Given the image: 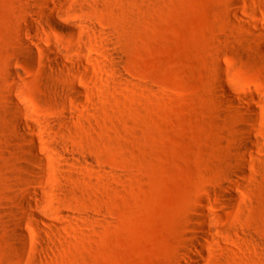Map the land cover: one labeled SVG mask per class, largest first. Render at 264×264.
<instances>
[{"label":"rangeland","instance_id":"rangeland-1","mask_svg":"<svg viewBox=\"0 0 264 264\" xmlns=\"http://www.w3.org/2000/svg\"><path fill=\"white\" fill-rule=\"evenodd\" d=\"M232 1L0 0V264H192L202 215L201 264H264V147L233 166L264 140V0Z\"/></svg>","mask_w":264,"mask_h":264},{"label":"bare ground","instance_id":"bare-ground-1","mask_svg":"<svg viewBox=\"0 0 264 264\" xmlns=\"http://www.w3.org/2000/svg\"><path fill=\"white\" fill-rule=\"evenodd\" d=\"M58 1L60 3H62V4H64V3H67L68 0H58ZM232 2L234 4L237 3L235 0H233ZM42 6H43V8H48L49 7V2L42 1ZM34 14L38 15L39 13L35 12ZM46 19L51 25H53L55 27H58V28H62V29L64 28V26H62L57 21V18H56V16L53 13L47 14L46 15ZM80 23L82 25H84L85 27H88L89 29H93L94 28L91 25L90 22H80ZM26 25L28 27V30L31 33H33L35 28L33 27V24L31 23V21H28ZM40 28L43 31H46V28L44 27L42 22L40 23ZM261 35L262 34L260 33L259 34L260 39L263 38ZM46 36H47V34H46ZM17 37H18V42L20 44V47L26 52L28 59L31 62H33L36 59L35 54L33 52V48L23 39L22 32H19ZM256 52L261 53V54L264 55L263 46L262 45L256 46ZM55 59L57 60V63H58L59 66L66 67V68L71 69V70H73L75 67L76 68H82V69L86 70V67H87L86 64L84 62H82V61L69 62V63L64 62L63 58L59 54H55ZM115 70H116V72H118V68L115 69ZM50 75L53 76L54 74H50ZM219 85H220L222 91L229 96V100L232 103L233 102V98H232V96H231V94L229 92V89L227 88L225 83L222 82L221 79H219ZM72 88L76 92V94H81L82 93L80 86H78L76 84H72ZM7 97L13 104V114H14L15 124H16L15 128L17 129V131L21 132L24 129H30V126L20 119L21 118V113H22L21 109L13 101V98H12L11 94L8 93ZM250 115H251V117L256 118L257 112L252 110L250 112ZM257 132L259 134V131L257 130V126L254 123H250V125L247 126V129L244 132V137H243V141H242V156H241V160L240 161H235L234 164H233L235 174H237L240 177H244L246 175V173H247V169H246V166H245V160L243 161V159H242V158H244V153L245 152L248 153V154L249 153H254L256 150L262 149L264 147V140L261 139V138L257 139L255 137ZM37 147H38V144L35 142L34 139H31L30 151L34 155L33 159L36 160L37 162H39L40 164H44L45 165V160L42 159L41 157H39V158L37 157V154H36ZM85 161H87L88 163H91L92 159H91V157L86 156L85 157ZM46 166H47V163H46ZM49 166L52 169L53 164L51 163ZM43 178H44V175L42 173L36 172V180H35V184L36 185H33V187L39 188L40 192L47 193L48 190L44 186V181H43L44 179ZM231 185H232V182L224 185L225 193L229 197H231ZM31 195L33 197H35V196L38 195V193H37L36 189H33L30 186V189H29V187H28V189L26 188V194H25V196L23 197V199L21 201V205H22L23 208L30 207V208H33V209H37L39 207L38 200H36L33 197H31ZM31 217H34V215H31ZM60 217H62V216H60ZM37 218H38L39 222L44 223V225L47 226L50 230H53L54 228H56L55 224L50 223L48 221H43L39 217H37ZM22 223H23L22 221L17 223L16 232H17V234H19L23 238H25V237L27 238L28 236H27V234H25V231H24V229L22 227ZM199 223H200V227L198 228V230H199V233H200L199 238H201V239L195 240L192 243V248H194L193 250L195 252H197L198 257L195 256V255L190 254L191 252L186 253V257L188 259V262H190L192 264H201V258L205 255V245H204V243L207 241L208 237L210 236V232H209V230L206 227L205 217L203 215L200 216ZM40 231L41 230L38 229V233Z\"/></svg>","mask_w":264,"mask_h":264}]
</instances>
